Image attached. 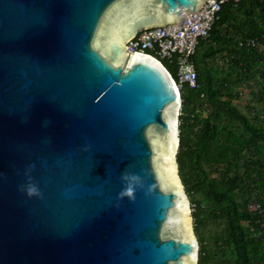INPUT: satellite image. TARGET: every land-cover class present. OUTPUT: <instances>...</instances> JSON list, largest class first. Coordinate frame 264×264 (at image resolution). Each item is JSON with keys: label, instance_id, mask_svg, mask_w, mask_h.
Returning <instances> with one entry per match:
<instances>
[{"label": "water", "instance_id": "obj_1", "mask_svg": "<svg viewBox=\"0 0 264 264\" xmlns=\"http://www.w3.org/2000/svg\"><path fill=\"white\" fill-rule=\"evenodd\" d=\"M207 0H0V264H199L182 94L140 30Z\"/></svg>", "mask_w": 264, "mask_h": 264}, {"label": "trees", "instance_id": "obj_2", "mask_svg": "<svg viewBox=\"0 0 264 264\" xmlns=\"http://www.w3.org/2000/svg\"><path fill=\"white\" fill-rule=\"evenodd\" d=\"M230 29L239 38L256 37L264 45V0L226 1L210 35L219 48L194 55L198 87L185 84L181 89L177 157L200 241L199 264H264V210H249L256 202L264 209V161L256 156L264 149V50L239 47V38L229 40ZM227 43L235 46L229 53V72L217 78L208 62ZM170 71L175 76V66ZM242 85L251 86L253 100L262 105L260 110L253 107L254 119L233 103V89ZM207 166L225 170L215 177ZM208 222L220 228L214 234L202 231Z\"/></svg>", "mask_w": 264, "mask_h": 264}, {"label": "built area", "instance_id": "obj_3", "mask_svg": "<svg viewBox=\"0 0 264 264\" xmlns=\"http://www.w3.org/2000/svg\"><path fill=\"white\" fill-rule=\"evenodd\" d=\"M226 1L228 0H207L197 12L188 14L181 23L140 30L127 42L128 53H145L157 57L162 62L168 61L170 65L175 66V78L180 90L185 84L198 87V72L193 57L200 42L210 37ZM231 1L235 4L240 2ZM238 45L241 48L264 50V45L256 37L239 38ZM249 210L263 213L264 209L256 202L249 205ZM260 223L264 227V220H260Z\"/></svg>", "mask_w": 264, "mask_h": 264}, {"label": "rangeland", "instance_id": "obj_4", "mask_svg": "<svg viewBox=\"0 0 264 264\" xmlns=\"http://www.w3.org/2000/svg\"><path fill=\"white\" fill-rule=\"evenodd\" d=\"M228 56L227 54H217L215 57L211 58L208 62V67L211 69L214 70L217 78H220V77H224V76H227V73L229 72L228 70V66L230 64L229 60H228ZM202 60V57L199 58V61ZM166 66L168 68L171 69V66L169 64L168 61H163ZM251 84H253L254 82L250 81ZM243 90H247L248 93H251V90H252V87L249 86V87H246L245 85L243 86ZM256 87V86H255ZM253 87V88H255ZM251 96V97H250ZM247 97H245L244 99H241L240 101L237 102V104L244 110L248 109V102L250 104H252L253 102H250L252 101L251 99H253L252 97V93L248 96V98L246 99ZM250 98V99H249ZM256 105V107H259V110L262 108V105H260L259 103H254ZM207 111H204V115L206 114ZM258 159L264 161V149L262 151H260L257 155ZM207 169L208 171H210V173L212 174V176H215V177H220L221 175V172L223 173L224 170H225V167L223 166H218V167H215V166H207ZM244 170V169H243ZM243 170H241V172H243ZM193 209V208H192ZM248 225V223L246 224ZM220 228V227H219ZM219 228H217V224L215 222H208L207 224V228L203 229L202 231H205L206 233H212L214 234L216 230H218ZM257 235H259V233H257ZM209 236H207V239H208ZM209 242V240H208ZM211 242V241H210ZM211 264H216V263H211Z\"/></svg>", "mask_w": 264, "mask_h": 264}, {"label": "crops", "instance_id": "obj_5", "mask_svg": "<svg viewBox=\"0 0 264 264\" xmlns=\"http://www.w3.org/2000/svg\"><path fill=\"white\" fill-rule=\"evenodd\" d=\"M225 27V26H224ZM229 33H231V39H229V40H235L236 42H237V39L240 37V36H242L240 33H238V31L237 32H235L234 30H232V29H230L229 31H228ZM227 40H228V38H227ZM228 40V41H229ZM206 42L205 43H203V44H201L200 46H199V53L202 55H204V52L207 50V49H210V48H219V45L218 44H216V43H214V41H212V38L210 37V39H208V40H205ZM234 41V44H237L236 42ZM234 47L235 46H233V44L232 45H229L228 43H227V45H224V48H222V49H224L223 50V53L222 52H220V53H218V54H227V55H230L229 53L232 51V50H234ZM238 48V47H237ZM217 55V54H216ZM228 60H229V56H228ZM211 68V67H210ZM228 68H229V66H228ZM258 78V77H257ZM254 81V80H253ZM244 85H242V86H238V87H236V88H234L233 89V94H234V97H233V103L236 105V106H238L239 107V109L244 113V114H246V116H248L250 119H254V113H255V109H253V107H256V106H254V105H256V104H254L255 102L256 103H258L257 101H255V100H253V99H251L252 101H250V102H253L252 104H250L249 102H248V109H246V110H244V109H242L238 104H237V102L238 101H240L241 99H244L245 97H247L248 98V96L251 94V93H248L247 92V90H243V87ZM247 87V86H246ZM254 90H257L258 91V88L257 87H255L254 88ZM239 94V95H238ZM251 97V96H250ZM246 98V99H247ZM250 99V98H249ZM250 107H251V109H250ZM257 109L259 110V107H257Z\"/></svg>", "mask_w": 264, "mask_h": 264}]
</instances>
